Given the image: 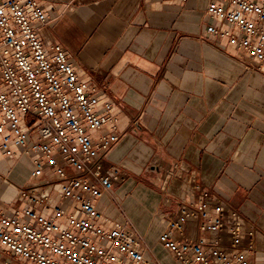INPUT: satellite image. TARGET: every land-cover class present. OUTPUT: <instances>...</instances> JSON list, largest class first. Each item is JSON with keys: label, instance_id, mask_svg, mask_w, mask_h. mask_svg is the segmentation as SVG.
Wrapping results in <instances>:
<instances>
[{"label": "crops", "instance_id": "0c3cea01", "mask_svg": "<svg viewBox=\"0 0 264 264\" xmlns=\"http://www.w3.org/2000/svg\"><path fill=\"white\" fill-rule=\"evenodd\" d=\"M37 2L48 18L37 30L43 45L62 46L118 120L121 137L106 159L127 178L96 201L108 220L96 224L108 231L128 223L143 237L147 258L176 264L158 242L163 214L206 193L255 229L249 261L264 264V66L247 68L248 56L207 33L206 22L235 31L206 12L215 0ZM16 151L9 159L0 149L5 215L27 206L22 193L32 182L30 160ZM198 225L183 224L177 239L206 237ZM0 264L31 263L0 246Z\"/></svg>", "mask_w": 264, "mask_h": 264}, {"label": "built area", "instance_id": "2783aa9c", "mask_svg": "<svg viewBox=\"0 0 264 264\" xmlns=\"http://www.w3.org/2000/svg\"><path fill=\"white\" fill-rule=\"evenodd\" d=\"M206 12L235 30L206 22L207 33L226 38L249 57L247 68L260 70L264 0H215ZM47 23L37 0H0V149L9 159L20 150L32 164L22 193L27 206L0 211V246L31 264H158L145 256L143 237L130 224L108 231L96 224L108 222L96 201L127 178L106 159L121 137L118 120L77 74L70 54L43 45L37 30ZM163 215L158 242L176 264H250L255 229L228 202L203 193ZM194 221L206 237L177 239Z\"/></svg>", "mask_w": 264, "mask_h": 264}]
</instances>
